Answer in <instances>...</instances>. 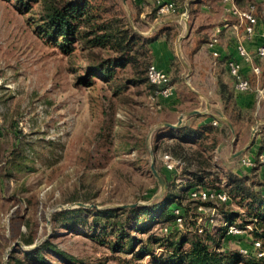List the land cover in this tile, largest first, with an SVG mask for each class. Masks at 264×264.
<instances>
[{
    "label": "rangeland",
    "instance_id": "rangeland-1",
    "mask_svg": "<svg viewBox=\"0 0 264 264\" xmlns=\"http://www.w3.org/2000/svg\"><path fill=\"white\" fill-rule=\"evenodd\" d=\"M38 10L35 5L31 12H24L17 0H0V264H8V251L9 255L15 251L14 255L22 258L25 251L40 247L45 241L77 261L65 262L48 249L45 256L51 264H162L153 259L163 255L164 248L153 243V253H144L142 247L149 236H165L163 226L169 221L155 222L146 232L135 230L133 223L128 230L142 241L133 251L125 252L114 251L81 230L67 228L64 220L57 225L54 214L83 207L78 202L99 206L85 207L89 209L160 203L167 189L161 191L151 163L154 161L160 173L168 174V170L162 151L155 152L153 147L163 123H177L179 112L170 107H176V101L166 98L153 108L146 85L129 82L123 92L115 94V84L99 76H94L93 86L80 82L79 76L87 72L79 46L72 54L66 53L49 36L40 34L33 22L39 16ZM130 11L127 2L124 12L132 19ZM198 12L199 7L191 12L189 25ZM200 14L203 13L196 16L199 20L193 24V30L180 24L168 34L174 57L172 84H190V77H186L192 65L190 56L195 45L208 40L214 26ZM129 73L118 71L120 77H128ZM262 102L263 99L259 108ZM253 122L257 134L261 133L262 125ZM19 146L32 168L4 176L10 152ZM215 177V182L205 186L230 189L227 175L219 171L211 179ZM183 179L177 178L174 191L180 189ZM183 203L189 229L194 228L192 222L196 217H202L204 223L213 214L210 203L200 204L186 197ZM215 207L220 212L215 222L226 215L238 223L253 219L248 209L233 198L229 204L217 203ZM87 213L83 215L90 214ZM213 227L214 223L211 231ZM186 229L184 226L179 235L188 236ZM28 237L35 239L32 248L24 243L23 239ZM255 238L247 230L222 239L221 243L225 249L238 253L251 248ZM18 242L22 245H16ZM248 259L242 256L237 264H249Z\"/></svg>",
    "mask_w": 264,
    "mask_h": 264
},
{
    "label": "trees",
    "instance_id": "trees-1",
    "mask_svg": "<svg viewBox=\"0 0 264 264\" xmlns=\"http://www.w3.org/2000/svg\"><path fill=\"white\" fill-rule=\"evenodd\" d=\"M236 1L243 4L254 2V0ZM17 2L20 10L24 12H31L32 8L38 5L37 14L39 16L33 18L36 30L42 35L49 36L66 53L72 54L79 46L82 57L86 61L87 72L85 76H79L80 82L93 86L94 76H99L115 84V94L123 92L129 82L136 86H148L149 94L154 91L155 87L149 82L147 70L152 63H155L152 49L155 38L142 34L146 24L138 20L134 14L130 19L124 12L123 0H17ZM131 6L133 11L139 9L135 3ZM119 69L129 71V76L120 77ZM231 77L233 78L232 75ZM184 87L187 89L186 85ZM217 93L225 103L228 116L233 120H238L241 116V108L237 104L231 82L219 79ZM230 133V127L224 122L222 126L210 124L202 128H193L188 125H181L176 129L160 127L153 151L161 150L163 154L170 153L182 162V166L173 171L164 166L168 174L164 172L161 174L167 190L160 203L142 207L65 209L54 214L57 225L64 220V226L67 228L81 230L92 240L107 245L114 251L131 252L142 239L131 233L128 230L129 226L134 223L135 230L146 232L145 230H149L155 222L169 221L163 226L165 236H149L142 247L144 253L150 251L153 253V243L164 248L163 255L155 256L154 262L162 264H237L242 255L239 252L232 253L221 243L222 239L234 237L227 235V228L220 225L222 221L234 222L233 217L226 215L220 222L216 221L213 231L210 229V220L206 218L203 223L204 232H199L198 217L192 222L193 229L187 226V207L183 203L186 197L200 204L210 203L209 206L215 204L213 201L193 199L190 193L200 187H210L205 185L216 181V177L214 179L211 177L216 176L220 170L214 163L213 151L217 149L222 138ZM260 164L261 161L257 166L252 167L249 173H228L227 183L230 189L227 192L230 198L239 200L240 204L248 209L247 211L253 217L251 221H247L253 223L251 233L261 240L264 250V179L256 174ZM31 168L28 164V157L23 148L19 146L11 150L2 174L11 177L18 172L29 171ZM188 176L194 181L174 191L173 184L177 178ZM213 187L219 188L220 186ZM222 203L227 205L229 201ZM175 208L181 209L188 236L179 235L184 227H180L176 221ZM86 212L90 214L84 216ZM143 216H146L145 219ZM23 240L26 245L35 242L33 237ZM48 249L65 262H77L71 254L45 241L40 247L25 251L22 258L16 257L14 251L9 255L8 264H51L45 256V251ZM247 258H249V264H264V255L261 257L253 255Z\"/></svg>",
    "mask_w": 264,
    "mask_h": 264
},
{
    "label": "crops",
    "instance_id": "crops-1",
    "mask_svg": "<svg viewBox=\"0 0 264 264\" xmlns=\"http://www.w3.org/2000/svg\"><path fill=\"white\" fill-rule=\"evenodd\" d=\"M155 1L156 0H123V4L125 7L128 2L131 8L130 12H132L138 20L144 21L146 28L142 31V34L147 37L155 38L152 43L155 63L166 69L170 74V71L173 70L171 63L174 62V57L169 44L168 34L173 32L174 26L184 24L185 28L189 27L193 30V24L199 20L196 16L199 13H203L200 15L205 16L207 19L206 22L214 25L211 28L212 33L214 28L222 23L223 16L225 15L224 4L223 0H174L180 6V11L187 8L190 15L196 7H199L198 14H193L191 25H189L180 17L179 13L157 16L155 12ZM254 2L257 4L259 16V26L256 36L253 39H248L242 30L237 33L233 25L237 20L233 17L231 25L222 33L220 45L221 56L219 58L216 59L212 56L207 48L206 41L202 45H195L192 55L190 56L192 65L186 76L190 77V84L187 83V89H185L182 82H175L176 84H173L176 90L175 95L172 96L171 99L176 101L175 103L177 106L170 105V107L171 109H177L179 116L184 111L198 109L200 113L185 116L181 124L182 126L188 125L193 128H202L210 124L222 126L224 121H222L221 116L224 115L232 122L235 132L230 128L231 133L227 137H223L217 149L213 151L215 165L225 175H228L230 172H240L242 174L249 173L251 168H242L240 164L241 156L245 153H251L255 156L260 155L262 156V160L256 174L259 178L264 179V97L261 108L258 107L256 100L257 90L264 89V73L261 77L256 78L252 72L253 62L238 56L233 44L237 37H241V39L245 41L248 49L254 54L260 43V31L264 29V0H254ZM133 3L138 5L139 9L133 11L131 6ZM150 17H153V19H149ZM192 42L195 43V39H193ZM202 50H205L206 54H203L205 53L203 52L201 55ZM230 56L237 57V59L240 60L243 71L251 78L253 87L249 91H236L234 79L231 77L225 64V59ZM219 79L231 82L237 104L241 108V116L238 120H233L228 116L225 103L217 93ZM215 120L218 121L217 124H214ZM253 120H255V125H262V131L257 134L256 130L255 137L248 150L239 156H235L237 151L243 149L250 142L254 129ZM191 181H194L192 177H185L179 186H186L187 183ZM223 223L222 221L220 225Z\"/></svg>",
    "mask_w": 264,
    "mask_h": 264
},
{
    "label": "built area",
    "instance_id": "built-area-1",
    "mask_svg": "<svg viewBox=\"0 0 264 264\" xmlns=\"http://www.w3.org/2000/svg\"><path fill=\"white\" fill-rule=\"evenodd\" d=\"M225 15L223 16L222 23L216 26L213 32L210 34L206 41L207 48L211 52L214 58L221 56V41L223 31L231 25V20L234 17L237 22H234V28L236 32L243 31L248 39H253L258 31L259 16L257 4L253 1L248 3H239L236 0H223ZM155 12L157 16H165L169 14H180V17L186 22L189 21L190 13L187 8L180 11V6L174 0H156L155 1ZM238 35V34H237ZM260 43L258 44L254 54L248 49L245 41L241 37H237L234 44L235 51L238 56L243 59L252 61V72L256 78H259L264 73V29L260 31ZM225 64L230 75L235 80V89L237 92H247L251 89L252 80L243 71L242 64L237 57H227ZM147 76L149 82L154 85V91L148 95L149 105L154 108L166 98H171L175 95V87L171 83V76L167 70L160 67L156 63H152L148 70ZM264 97V89L257 90L256 100L257 105L261 104V100ZM217 120L214 124H217ZM262 160V156H255L251 153H245L241 156L240 164L242 168H252L259 164ZM162 161L168 170H177L182 166V162L179 159L174 158L170 153H164L162 155ZM191 198L200 201H213L215 204L211 205L214 207L213 214L207 219L210 220V224L215 223V216L220 213L215 205L217 203L228 202L230 200L227 189L223 186L219 188L215 187H200L193 190ZM176 221L180 227H184V219L182 217L181 209L175 208ZM202 217L198 219L197 229L199 232H204V225L202 223ZM218 226V225H217ZM222 227L227 228V235L237 236L243 232L249 230L252 231L253 223H238L236 221H225ZM240 254L245 257H251L256 255L261 257L264 255L262 248V242L260 239L255 238L252 241L251 248H243L239 250Z\"/></svg>",
    "mask_w": 264,
    "mask_h": 264
},
{
    "label": "water",
    "instance_id": "water-1",
    "mask_svg": "<svg viewBox=\"0 0 264 264\" xmlns=\"http://www.w3.org/2000/svg\"><path fill=\"white\" fill-rule=\"evenodd\" d=\"M197 113H200V111L198 109L185 111L184 113H182L180 115L179 120L177 121V123L164 122L163 126H168L170 128H174V129L178 128L179 126H181L185 116L192 115V114H197ZM221 119H222V121H224L225 123H227L229 125V127L232 129L233 132H235V128H234L232 122L229 119H227L224 115L221 116ZM255 133H256V127H254V129H253V133H252V137H251L250 142L243 149L237 151L235 156H239V155L243 154L246 150H248V148L250 147V145L253 142V139L255 137ZM151 170H152L153 174L156 176V178L158 179V182L160 183L161 191L164 192L165 189H166V183H165V180H164L162 174L157 170L154 161H152V163H151ZM138 204H140V203L121 204L118 207H133V206H137ZM78 205L79 206H83V207H91V208H98L99 207L96 204H89V203H84V202H78ZM16 245H22V243L18 242ZM28 247L32 248L33 245H29ZM7 257H9V251L7 253Z\"/></svg>",
    "mask_w": 264,
    "mask_h": 264
}]
</instances>
